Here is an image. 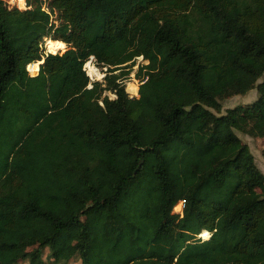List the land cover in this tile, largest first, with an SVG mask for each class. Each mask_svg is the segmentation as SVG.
I'll use <instances>...</instances> for the list:
<instances>
[{"label":"trees","instance_id":"16d2710c","mask_svg":"<svg viewBox=\"0 0 264 264\" xmlns=\"http://www.w3.org/2000/svg\"><path fill=\"white\" fill-rule=\"evenodd\" d=\"M8 1L0 140L27 128L0 159V264H264V174L235 134L264 138V0ZM137 57L130 98L111 73Z\"/></svg>","mask_w":264,"mask_h":264},{"label":"rangeland","instance_id":"374dc122","mask_svg":"<svg viewBox=\"0 0 264 264\" xmlns=\"http://www.w3.org/2000/svg\"><path fill=\"white\" fill-rule=\"evenodd\" d=\"M10 10H14L15 12H17V5L14 3H11L8 0H2ZM26 11L31 10V6L29 5L28 0H26ZM47 48L49 49V51L52 52V47L49 44V41L46 42ZM44 50L45 53H49L45 47L44 42L42 43L41 46ZM65 47V45H64ZM58 51V50H56ZM63 52H60L59 54H61ZM51 54V53H50ZM147 64L146 61H144L141 57H137L135 58L134 62H129L127 64L124 65H120L119 69L114 71L111 74H115V75H120V74H126L122 77H120L118 80H116V83L122 84L124 87V91L132 97H137L138 94H136V89L139 88V79L136 77V74L138 72V69L140 66ZM31 67V68H30ZM96 68H98V70L100 71V76L99 77H95L92 74H90L92 76V78H89L90 82H104V77L107 74V68L104 69L105 67L97 64ZM29 72L31 73V75L35 76L38 73V69H37V65L36 64H32L29 65L28 68ZM89 72V71H88ZM144 72V71H143ZM134 88V89H133ZM127 90V91H126ZM114 93L108 89L105 90L102 94V96H106L109 99H114ZM257 98V93L256 90L253 89L251 91H249L246 95L242 96V95H235L232 96L230 98L224 99L220 101L221 104V114L225 113V110L228 108H233L235 106H246L251 104L255 99ZM11 127V132H9L8 136L5 139H1L0 140V150H2V152L0 153V159L3 158L7 153L9 154V152L12 151L13 146L20 140V137L22 135V133L24 132L25 128H27L26 123H21L19 120L16 121L15 124L9 125V127H7L8 129H10ZM235 134L238 136V138L245 144H247V146L250 149V152L252 153L253 157H254V161L255 164L257 166V168L264 174V138H251L245 134H242L238 131L235 130ZM68 264H79L78 259L74 258L72 259V261H70Z\"/></svg>","mask_w":264,"mask_h":264},{"label":"bare ground","instance_id":"6f19581e","mask_svg":"<svg viewBox=\"0 0 264 264\" xmlns=\"http://www.w3.org/2000/svg\"><path fill=\"white\" fill-rule=\"evenodd\" d=\"M49 44L52 47V52H55L56 50L61 49L62 47H64L63 43H54V42H49ZM31 68V67H30ZM88 71L90 74H92L95 77H99L100 76V71L98 70V68H96L95 66H88ZM134 89V88H133ZM136 94H137V89H136Z\"/></svg>","mask_w":264,"mask_h":264},{"label":"built area","instance_id":"2783aa9c","mask_svg":"<svg viewBox=\"0 0 264 264\" xmlns=\"http://www.w3.org/2000/svg\"><path fill=\"white\" fill-rule=\"evenodd\" d=\"M86 63H91L93 66H96L97 63H96L94 57H90V58L84 63V65H83V70L85 71L86 75H87L89 78H92L91 76L88 75V72H87V70H86ZM103 67H105V66H103ZM106 68H107V67H105L104 69H106ZM139 85H140V84H139ZM89 87H91V85H89ZM128 96H129V95H128ZM129 97L132 98V95L129 96Z\"/></svg>","mask_w":264,"mask_h":264},{"label":"clouds","instance_id":"9594fccd","mask_svg":"<svg viewBox=\"0 0 264 264\" xmlns=\"http://www.w3.org/2000/svg\"><path fill=\"white\" fill-rule=\"evenodd\" d=\"M20 6L23 7V0H21V5Z\"/></svg>","mask_w":264,"mask_h":264},{"label":"water","instance_id":"95a60500","mask_svg":"<svg viewBox=\"0 0 264 264\" xmlns=\"http://www.w3.org/2000/svg\"><path fill=\"white\" fill-rule=\"evenodd\" d=\"M41 63H42V62H41ZM41 63H40V64H41Z\"/></svg>","mask_w":264,"mask_h":264}]
</instances>
